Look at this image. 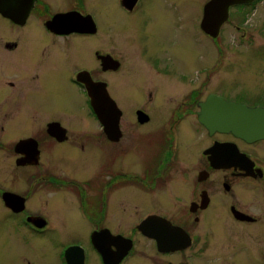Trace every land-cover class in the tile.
<instances>
[{
  "label": "flooded vegetation",
  "instance_id": "af4514ba",
  "mask_svg": "<svg viewBox=\"0 0 264 264\" xmlns=\"http://www.w3.org/2000/svg\"><path fill=\"white\" fill-rule=\"evenodd\" d=\"M261 2L230 6L228 20ZM84 3L20 0L0 13V230L43 243L70 229L64 241L54 235L56 264H245L249 227L264 229V139L211 132L199 116L212 94L250 107L264 97L202 79L218 57L194 76L171 68L157 32L145 44L105 33ZM115 4L132 19L144 7ZM80 75L105 84L118 127L96 115Z\"/></svg>",
  "mask_w": 264,
  "mask_h": 264
},
{
  "label": "rangeland",
  "instance_id": "374dc122",
  "mask_svg": "<svg viewBox=\"0 0 264 264\" xmlns=\"http://www.w3.org/2000/svg\"><path fill=\"white\" fill-rule=\"evenodd\" d=\"M85 1L87 4H84L99 16L98 21L105 33L120 36L124 33H135L139 37L144 35L150 37L151 33L157 32L168 48L167 61L171 68L181 67L186 73L194 76L200 67L208 69L215 67L218 57L220 61L217 70L214 72L208 70L207 74L206 71L201 70L202 79L210 81L224 77L216 81L219 85L215 88L227 93L233 92L234 97L242 98L244 90L246 99L264 97V49L261 48L264 46V2L260 3L258 10H250L248 17H245V13L241 11H239L240 15L233 12L230 20L227 19L222 24L221 35L216 36L218 38L215 41L212 37H216L207 33L206 35L199 27L208 0H143L144 7L135 16L136 19L126 17V13L115 4L117 0ZM247 19L248 23H246ZM129 20L132 25L128 23ZM249 27L253 34L244 32ZM108 39L106 50L115 51L114 38ZM146 39L148 38L142 37L140 40L145 44ZM93 45L95 48L99 46L100 49L104 46L99 42ZM217 46L223 51L221 56L216 53ZM127 48L125 46V50ZM213 86H207L204 93L212 90ZM259 205L255 204L254 208L257 211H260ZM260 212L263 213L264 208ZM249 228L250 235L245 237V244L249 249L253 247L254 250L245 248V264H264L263 258L260 261L255 260L258 248L263 250L262 254L264 253V229L256 231L258 226L255 229ZM69 230H58L53 235L50 234L47 236L49 238L43 241L44 244L33 237L21 242L14 241L11 234L7 236L6 231L0 230V264H56L60 241L54 235L57 234V237L64 241L74 236L73 233H68ZM81 234L83 231H79L76 235ZM51 241H57L59 245Z\"/></svg>",
  "mask_w": 264,
  "mask_h": 264
},
{
  "label": "water",
  "instance_id": "95a60500",
  "mask_svg": "<svg viewBox=\"0 0 264 264\" xmlns=\"http://www.w3.org/2000/svg\"><path fill=\"white\" fill-rule=\"evenodd\" d=\"M18 1L20 0H0V13H10ZM126 1L136 2L137 0ZM251 1L253 0H209L204 7L202 30L211 36H218L222 24L228 19L230 6ZM69 15L74 21L78 14L71 12ZM79 77L86 79V86L96 115L104 118L108 126L118 127L121 111L108 96L105 84L94 82L90 76L85 78L80 75ZM199 118L211 132L232 133L249 142L264 139V107H250L247 104L229 101L212 94L201 103ZM221 146L217 148L220 149ZM217 148L214 146L212 151H218Z\"/></svg>",
  "mask_w": 264,
  "mask_h": 264
}]
</instances>
